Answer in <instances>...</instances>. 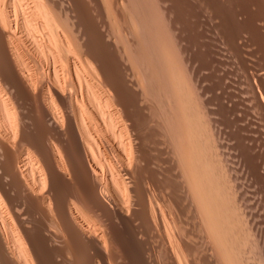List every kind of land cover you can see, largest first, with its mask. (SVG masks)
Masks as SVG:
<instances>
[{"label":"bare ground","instance_id":"bare-ground-1","mask_svg":"<svg viewBox=\"0 0 264 264\" xmlns=\"http://www.w3.org/2000/svg\"><path fill=\"white\" fill-rule=\"evenodd\" d=\"M196 1L238 86L181 1L0 0V264H264V0Z\"/></svg>","mask_w":264,"mask_h":264},{"label":"rangeland","instance_id":"rangeland-1","mask_svg":"<svg viewBox=\"0 0 264 264\" xmlns=\"http://www.w3.org/2000/svg\"><path fill=\"white\" fill-rule=\"evenodd\" d=\"M178 1H181L180 3H181V5H182L183 7L186 6L185 4H188V5H191V6H192L191 8H190V6H187V7H185V9L182 7L183 10H181V12H182V11H183V12L179 14V18H180V19L178 18V22H179L178 26L181 27V29L178 27V28H179L180 37L182 36V37H181V39H182L181 42H182V43H184V42L187 43V44H186V43L182 44V48L184 47V48L186 49V47H188V48L186 49V51H188L189 53L193 54L192 56H193L194 59H193V60H192V58L190 59V62H191L190 64H193L191 67L194 68V69L196 70V69H197L196 66H198V63H199V66H200L199 68L202 69V72L205 70V72H203L204 74H206V72H209L208 67H210V66H208V65L206 66V65H204L205 63H203L205 60H206V62H208V60H210V59H209V54H211V53H209L206 49L208 48V50H209V49L211 50V48H213V49L210 51V52H213V50L215 49V46L217 45V46H216V49H217V56L220 55V54H218V52L220 51V52H219V53H221V55H220V59H223V58H224V60H226V62H223L224 60H221L222 62H221L220 64H221L222 67L225 66L226 69H227V68L229 67L228 64H229V63L231 64L230 60H228V62H227L228 53H227L226 50H224V49L222 48L221 43H219V41H218L217 39H216L215 41H216V42L218 41L217 43H219L220 45H218V44L214 45L213 42H211V41L213 40V39H211V37H210V36H212V38H213V35H212V34H213L212 24H211L210 19L208 18V14H207L206 11H205L204 5H202L203 3L200 4L199 1H196V0H193L192 2H191V0H178ZM186 1H188V2H186ZM219 1H220V3H219ZM219 1H218V0H217V1H216V0H209V2H210L211 4H213V5H216L215 2H218V3H219V4L217 3L216 6H214V8H215L216 10H218L219 7H220L219 11H220L221 9L223 10L226 6H227V8H225V9L227 10V9L231 6V5H230L231 3L227 2L226 0H219ZM223 1L226 2V6H225L224 8H223V6L225 5V3H224ZM190 2H191V3H190ZM195 2H196V3H195ZM194 3H195V4H194ZM221 3H224V4H221ZM228 3H229V6L227 5ZM196 4H198V5H196ZM237 4L241 6V3H237ZM237 4H235V5H237ZM201 5H202V6H201ZM219 5H221V6H219ZM222 5H223V6H222ZM91 6H92V4H91ZM91 6H90V8H91ZM193 6H195V7H193ZM197 6H198V7H197ZM199 6H200V7H199ZM217 6H219V7H217ZM93 7H94V6H93ZM93 7L90 9V11H92V12L94 11V12H95V15H97L98 13L96 12V10H94L95 8H93ZM188 7H189V8H188ZM192 8H193V9H192ZM194 8H195V9H196V8H199V9H198V10H197V9L195 10ZM201 8L204 9V10L202 9L203 12L201 11ZM217 8H218V9H217ZM188 9H189V10L191 9V11H189ZM225 9H224V10H225ZM184 10H185V12H184ZM186 10H188V11H186ZM222 10H221V11H222ZM174 11H175V10H174ZM188 12H189V13H188ZM198 12H199V13H198ZM201 12H202V14H200ZM173 13H174V15H176L175 12H173ZM186 13H187V14H186ZM205 13H206V14H205ZM174 15H173V16H174ZM191 15H192V16H191ZM186 16H188V17H186ZM197 16H198V17H197ZM199 16H200V17H199ZM185 17H186V18H185ZM97 18H98V21H97V19H96V21H97L98 25L101 26V25L103 24V23H102L103 20H102L101 17H99V15H97ZM189 18H190V19H189ZM191 18H192V20H191ZM195 18H196V20H195ZM201 18H203V20H202ZM207 18H208V19H207ZM205 19H206V20H205ZM183 20H185L186 22L183 21ZM181 21H183V22H181ZM189 21H190V22H189ZM199 21H200V22H199ZM201 21H202V23H201ZM204 21H205V22H204ZM99 23H100V24H99ZM193 23H194V24H193ZM196 23H197V24H196ZM200 23H201L202 25H201ZM203 23H205V24H203ZM184 24H185V25H184ZM189 24H191V25L193 24L194 26H193V25L191 26V25H189ZM198 24H199L200 26H199ZM210 24H211V25H210ZM182 25H183V26H182ZM186 26L189 28V30H188V28H187ZM196 26H197L199 29L197 28V29L195 30V27H196ZM201 26H202V27H201ZM206 26H207V27H206ZM204 27L207 28V30H203ZM182 28H183V30H182ZM193 28H194V29H193ZM190 29H191V30H190ZM200 29H201L202 31H200ZM209 29H210V30H209ZM198 30H199V32H197ZM211 30H212V31H211ZM193 31H194V33H192ZM204 31H205V33H207L206 35L204 34ZM206 31H207V32H206ZM196 32H197V33H200V34H202V35L197 34ZM202 32H203V33H202ZM188 33H189V34H188ZM209 33H212V34L209 35ZM182 34H183V35L186 34V35L183 36ZM190 34H191V36H190ZM192 34H193V35H192ZM203 34H204V35H203ZM188 36H189V38H188ZM195 36H196V37H195ZM198 36H199V39H197ZM208 36H209V37H208ZM185 37H186V39H187V38H188V39H187L186 41H183V40L185 39ZM190 37H191V38H190ZM202 37H204V39H202ZM205 37H206V39H205ZM200 38H201V39H200ZM190 39H191V40H190ZM208 39H209V40H208ZM210 39H211V40H210ZM189 40H190V41H189ZM195 40H197V41H195ZM200 40H202L201 42H203L202 45L200 44V43H201ZM204 40H205V41H204ZM207 40H208V42H207ZM193 41H194V42H193ZM215 41H214V42H215ZM195 42H198L201 46L197 43V44H198V45H197L198 47H197V46L195 45V44H196ZM205 42H206V43H211V44H213L214 47H213V45H211V44H205ZM216 42H215V43H216ZM191 43H193V44H191ZM194 43H195V44H194ZM185 45H187V46L185 47ZM204 45H205L206 47H205ZM208 45H209V46H208ZM195 46L198 48V51H200V50L203 51V52H202V55L204 54L203 57H204L205 60H203V59H199V58H203V57H202V55H200L201 53H198V51H195L194 53H197V54H199L200 56L197 55V54H196V56H195V54L193 53V51L197 49V48H195ZM218 46H221V47H219L220 50L217 48ZM100 47H101V49H105V48H106V46L104 47L103 44H102V46H100ZM100 47H99V48H100ZM193 47H194V48H193ZM203 47L206 48V49H204ZM200 48H201V49H200ZM221 48L223 49V51H221ZM192 49H193V50H192ZM199 49H200V50H199ZM203 49H204V50H203ZM190 51H191V52H190ZM201 51H200V52H201ZM225 53H226L227 55H225ZM191 54H190V57H192ZM222 54H223V56H222ZM224 55L227 56V57L225 58ZM194 56H195V57H194ZM186 57H187V56H186ZM198 57H199V58H198ZM205 57L208 58V59H206ZM197 58H198V59H197ZM218 58H219V57H218ZM196 59H197V60H196ZM228 59H229V57H228ZM191 60H192L194 63H192ZM195 60H196V61H195ZM197 61H199V62H198L197 65H196L195 63H196ZM200 61L202 62V64H201ZM210 61H212V58H211ZM210 61L208 62V64L212 63V62H210ZM222 63H223V64H222ZM224 63H225V64H224ZM190 64H188L189 68H191V67H190ZM194 64H195L196 66H194ZM206 64H207V63H206ZM226 64H227L228 66H227ZM210 65H211V64H210ZM193 66H194V67H193ZM201 66H203V67L205 66L206 69H203V67H201ZM221 66L219 67L220 69L222 68ZM231 66H232V64H231ZM231 66L229 67V69L231 68ZM225 67H224V68H225ZM233 67H234V70H233ZM233 67H232V68L230 69V71H228V73H226L225 75L233 77V78H230V77H228V78H229V79H232V80L234 79V80H233V81H230V80L227 78V76L225 77V75H223L224 73L219 72V74L221 73V75H223V77H222L221 75L218 74L217 81H215L216 84H217L216 87L219 88V83H220V88H222V86H223L224 83H226V84H224V85L228 86V85H229V84H227L228 81H230L229 83L232 82L233 84H232V83H231V84H232V86H234V84H235L234 81H235V80L238 81L237 78H239V77H237V76H239L240 74H239V72L237 71L238 69H236V66L234 65ZM226 69H225V70H226ZM229 69H227V70H229ZM183 70H184V71H183ZM227 70H226V71H227ZM232 70H233V71H232ZM196 71H197V70H196ZM196 71H195V72H196ZM236 71H237V73H236ZM125 72H126V71H124V73H125ZM128 72H130V71H128ZM182 72H183L184 74L186 73L187 78H189V75L187 74V71H186V69H185L184 67H182ZM231 72H233V73H231ZM126 73H127V72H126ZM199 73H201V70H200V69H199ZM203 73H201V74H200L201 76H199V77L202 79V80L200 79V81H203V82H201V84L203 85L202 88L206 89L205 91H206V94L208 95L207 91H209V93H211V91H210L211 89H209V88H211L213 85L210 86V85H211V82H210V81H211V77H208V76H210L209 73H208V76H207V74H206L205 76H206L207 80H210V81L205 80L206 78H205V76L203 75ZM235 73H236V74H235ZM228 74H229V75H228ZM231 74H232V75H231ZM238 74H239V75H238ZM202 75H203V76H202ZM233 75H235L236 77H234ZM220 76H221L222 78H220ZM202 77H204V78H202ZM209 78H210V79H209ZM223 78H224V80H222ZM235 78H236V79H235ZM220 79H221V80H220ZM227 79H228V80H227ZM204 80H205V81H204ZM220 81H221V82H220ZM224 81H225V82H224ZM226 81H227V82H226ZM236 81H235V82H236ZM205 82H206L207 84H206ZM212 82H213V84L215 83L214 81H212ZM209 83H210V85H208ZM204 84H205V85H204ZM231 84H230V87L232 88ZM206 85H207V88H206ZM236 85L238 86L237 82H236ZM209 86H210V87H209ZM237 86H236V87H237ZM236 87H235V88H236ZM218 88H216V90H218ZM233 88H234V87H233ZM233 88H232V89H233ZM235 88H234V89H235ZM208 89H209V90H208ZM227 89H229V86H228ZM232 89H230V91H229V90H228V91L231 92ZM192 90H193V89H192ZM218 91H219V93H220V89H219ZM203 92H204V91H203ZM193 93H194V90H193ZM152 95H154V94H152ZM152 95H149L150 98L148 99V101H150V102H151V99H152L153 97H154L153 101H154V100H157V98H155L156 95H154V96H152ZM208 96L210 97L211 95L209 94ZM151 97H152V98H151ZM153 101H152V102H153ZM157 101H158V100H157ZM157 101L154 102L155 104L151 102V106H152V108H153L154 106L156 107V109H152V112H153V110H154V111H155V110H158V111H156L158 117H160V119H161L163 122H165V120H166L165 118L167 117V115H165L164 111H162V110H163V105L161 106V103H159V102L157 103ZM150 102H149V103H150ZM152 104H153V105H152ZM156 104H157V105L159 104L160 106L158 105L159 107H157ZM155 107H154V108H155ZM159 108H160V109H159ZM161 109H162V110H161ZM160 111L163 112L164 115H163L162 113H160ZM153 113H154V114H153V119H154V120L159 119V118L156 117V116H157V115H155L156 113H155V112H153ZM159 114H160V115H159ZM161 114H162V116H161ZM164 116H165V117H164ZM220 125H221V126H220ZM220 125H219V127H220V133H221V135H222V133H223V136H221V135H220V136H221V139H224L223 141H225V138H223V137H226V136H228V135H226V134H224V133L227 132V134L229 133V135H230V134H231V129L228 127L229 125H226V123H224L223 125H222V124H220ZM225 126L228 127V128H226L227 131H226V129H225ZM221 129H222V131H221ZM228 129H229V132H228ZM224 130H225V131H224ZM223 131H224V132H223ZM231 137L233 138L232 134H231L230 137L228 136L229 139H231ZM226 138H227V137H226ZM228 138H227V141H228ZM168 140H169V139H168ZM168 140L166 141V144H169V141H168ZM227 141H225V142H227ZM229 141H230V143L227 142V143H229V144H232V143L234 142L233 139H231V140H229ZM231 141H233V142L231 143ZM151 153H152V158H153L152 161H153V162H154V158H155V160H157V159H159L160 157H161V159H162L163 157H165V158L162 159L163 161H162L161 159H159V160H161V162L159 161L160 163L158 162V160H157L156 162H154V163L152 162V166H153V167H154L153 164H155V166H156V165L158 166V164H160L161 167H163V170L165 171V170H166L165 168H167V166L169 165V164H168L169 159H170L171 156H173V155L168 156L169 154L164 153L163 155L158 156V157H159V158H158V157H155V154H154V156H153V152H151ZM166 155H167L168 157H170V158H167ZM156 156H157V155H156ZM156 158H157V159H156ZM162 164H163V165H162ZM164 164H166V166H164ZM164 167H165V168H164ZM189 220H191V219H189Z\"/></svg>","mask_w":264,"mask_h":264}]
</instances>
